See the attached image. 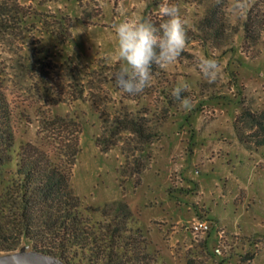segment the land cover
Listing matches in <instances>:
<instances>
[{"label":"rangeland","instance_id":"374dc122","mask_svg":"<svg viewBox=\"0 0 264 264\" xmlns=\"http://www.w3.org/2000/svg\"><path fill=\"white\" fill-rule=\"evenodd\" d=\"M160 2L0 0V84L44 109L59 102L62 113H85L72 168V183L84 204L125 202L132 220L174 264H264V159L245 150L233 128L240 106L264 109V32L251 48L241 45L240 29L226 54L190 40L150 87L124 94L113 77L122 62L115 54L112 25L125 19L154 20ZM235 4L229 0L228 20L240 26L250 4L240 9ZM179 7L186 26L194 29L204 7ZM59 17L68 18L71 35L61 45L56 39ZM202 57L219 61L215 83H208L196 67ZM165 81L174 87L188 84L191 108L183 109L177 101L162 121L161 136L142 154L127 135L114 149L100 152L94 137L103 119L110 120L122 106L142 107L146 94L154 95L159 113L166 107L159 93ZM29 112L32 123L22 124L21 133L36 141L35 109ZM136 165L143 170L139 175H133ZM198 220L214 225L210 235L191 232ZM206 241L210 251L220 248L216 259L205 250ZM29 250L21 246L16 251Z\"/></svg>","mask_w":264,"mask_h":264},{"label":"trees","instance_id":"16d2710c","mask_svg":"<svg viewBox=\"0 0 264 264\" xmlns=\"http://www.w3.org/2000/svg\"><path fill=\"white\" fill-rule=\"evenodd\" d=\"M235 2L250 4L240 26L228 20L229 0H169L177 5L204 7L194 29L186 26L188 41L210 46L221 54L233 50L232 36L240 29L241 45L251 48L258 46L264 32V0ZM56 21L61 30L56 39L61 45L71 37L69 20L59 17ZM153 21L158 24L159 15ZM153 73L157 77L164 74L155 66ZM173 88L170 81L160 86L166 107L159 113L154 95L146 94L149 98L142 107L136 105L130 110L122 106L110 120L103 119L100 133L94 137L95 146L107 153L127 135L139 145L135 151L145 152L161 136L162 121L176 106ZM58 104L49 103L44 109L0 84V253L27 246L63 264H174L148 238L147 231L132 220L125 202L93 206L80 200L72 183V168L80 153L85 113H62ZM32 108L37 122L36 141L26 140L21 133L22 124L32 123ZM233 128L240 145L264 159V109L252 111L240 106ZM142 171L136 165L133 175ZM213 227L209 224V235ZM203 246L216 259V248L210 251L208 241Z\"/></svg>","mask_w":264,"mask_h":264},{"label":"clouds","instance_id":"9594fccd","mask_svg":"<svg viewBox=\"0 0 264 264\" xmlns=\"http://www.w3.org/2000/svg\"><path fill=\"white\" fill-rule=\"evenodd\" d=\"M219 3L220 0H217ZM237 2L233 7L242 8ZM160 22L150 18L122 20L112 25L117 37L115 54L122 66L114 72L116 87L124 94L135 95L150 87L154 79L153 68H165L177 61L188 42L187 21L182 17L179 5L161 0L158 7ZM196 67L208 83H215L219 73V61L215 58H198ZM188 84L173 88L171 95L183 109L191 108V100L184 93Z\"/></svg>","mask_w":264,"mask_h":264},{"label":"water","instance_id":"95a60500","mask_svg":"<svg viewBox=\"0 0 264 264\" xmlns=\"http://www.w3.org/2000/svg\"><path fill=\"white\" fill-rule=\"evenodd\" d=\"M0 264H63L59 260L34 250L11 252L0 256Z\"/></svg>","mask_w":264,"mask_h":264},{"label":"built area","instance_id":"2783aa9c","mask_svg":"<svg viewBox=\"0 0 264 264\" xmlns=\"http://www.w3.org/2000/svg\"><path fill=\"white\" fill-rule=\"evenodd\" d=\"M190 230L191 232H193L194 234H204V233H207L208 230H209V224L206 222V221H203V220H198V221H195L191 224L190 226ZM216 253H219L220 252V248H217L215 250Z\"/></svg>","mask_w":264,"mask_h":264}]
</instances>
